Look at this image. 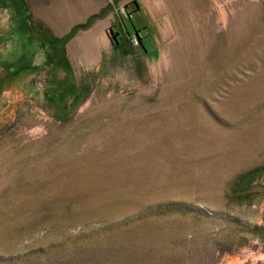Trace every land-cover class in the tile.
<instances>
[{
  "label": "rangeland",
  "instance_id": "rangeland-1",
  "mask_svg": "<svg viewBox=\"0 0 264 264\" xmlns=\"http://www.w3.org/2000/svg\"><path fill=\"white\" fill-rule=\"evenodd\" d=\"M261 168L264 0H0V264H264Z\"/></svg>",
  "mask_w": 264,
  "mask_h": 264
},
{
  "label": "trees",
  "instance_id": "trees-1",
  "mask_svg": "<svg viewBox=\"0 0 264 264\" xmlns=\"http://www.w3.org/2000/svg\"><path fill=\"white\" fill-rule=\"evenodd\" d=\"M25 9V8H24ZM76 29H73L71 33L67 36L66 39H60L58 42H65L68 40L74 33ZM264 177V169H256L254 171H250V173H246L240 181L235 185L234 191L239 194L247 193L251 190V188L256 184L257 181L260 182Z\"/></svg>",
  "mask_w": 264,
  "mask_h": 264
}]
</instances>
